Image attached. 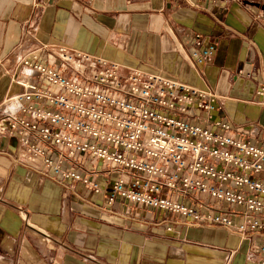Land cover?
Listing matches in <instances>:
<instances>
[{
	"label": "crops",
	"instance_id": "0c3cea01",
	"mask_svg": "<svg viewBox=\"0 0 264 264\" xmlns=\"http://www.w3.org/2000/svg\"><path fill=\"white\" fill-rule=\"evenodd\" d=\"M208 45L214 54L196 62ZM61 47L122 75L139 69L211 92L213 120L264 144V0H0V118L21 91V59L36 51L45 62ZM18 152L17 138L0 136V264H258L248 240L119 200L109 207L104 191L55 180Z\"/></svg>",
	"mask_w": 264,
	"mask_h": 264
},
{
	"label": "built area",
	"instance_id": "2783aa9c",
	"mask_svg": "<svg viewBox=\"0 0 264 264\" xmlns=\"http://www.w3.org/2000/svg\"><path fill=\"white\" fill-rule=\"evenodd\" d=\"M215 49L192 57L202 63ZM39 55L21 59V91L0 118V136L18 139V158L55 180L104 191L109 207L119 200L176 223L222 228L248 240L264 264V144L213 120V93L139 69L122 75L115 62L64 47L45 62ZM82 157L104 169H86Z\"/></svg>",
	"mask_w": 264,
	"mask_h": 264
}]
</instances>
